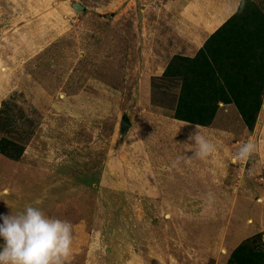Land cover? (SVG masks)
Masks as SVG:
<instances>
[{"label": "rangeland", "instance_id": "obj_1", "mask_svg": "<svg viewBox=\"0 0 264 264\" xmlns=\"http://www.w3.org/2000/svg\"><path fill=\"white\" fill-rule=\"evenodd\" d=\"M186 1L0 0V215L31 205L70 221L71 264H231L248 237V206L263 207L264 99L252 126L233 104L217 103L199 128L215 152L193 159L190 175L184 159L173 166L195 151L194 128L169 109L182 92L184 57L200 51L171 33L173 21L193 18L176 8ZM214 1L211 9L253 3L264 15V0ZM202 4L207 12L210 3L189 0L186 9ZM253 31L233 30L246 51L257 45ZM250 139L256 151L234 163ZM206 169L210 180L195 176ZM189 186L198 209L181 208ZM253 247L264 253L262 235L244 252Z\"/></svg>", "mask_w": 264, "mask_h": 264}, {"label": "trees", "instance_id": "obj_2", "mask_svg": "<svg viewBox=\"0 0 264 264\" xmlns=\"http://www.w3.org/2000/svg\"><path fill=\"white\" fill-rule=\"evenodd\" d=\"M249 5L254 8H249ZM244 24L253 25V32L257 33V45L250 48L251 53L241 48L237 36L233 35V30L244 27ZM209 52L218 70L212 68ZM184 58V81L180 82L182 92L178 95L177 104L169 108L174 111L175 118L208 126L209 116L216 113L217 103L223 101L233 104L244 122L253 125L262 107L264 93V15L255 4L243 3L238 12L206 42L195 59ZM244 74L248 76L247 85L242 82ZM253 240L255 238L251 242ZM249 241L240 245L235 254L237 261L233 260L231 264H252L264 254L254 247L244 252V246Z\"/></svg>", "mask_w": 264, "mask_h": 264}, {"label": "clouds", "instance_id": "obj_3", "mask_svg": "<svg viewBox=\"0 0 264 264\" xmlns=\"http://www.w3.org/2000/svg\"><path fill=\"white\" fill-rule=\"evenodd\" d=\"M194 141L192 156L177 157L173 166L181 159L191 162L204 159L215 152V145L194 128L188 137ZM256 151L250 139L233 155L234 163L247 160ZM39 203V201H37ZM0 264H70L73 256V225L68 220L47 216L43 210L31 205L16 215H0Z\"/></svg>", "mask_w": 264, "mask_h": 264}, {"label": "crops", "instance_id": "obj_4", "mask_svg": "<svg viewBox=\"0 0 264 264\" xmlns=\"http://www.w3.org/2000/svg\"><path fill=\"white\" fill-rule=\"evenodd\" d=\"M187 1H189V0H187ZM187 1L183 2V4H181L180 3L181 0H180V2L177 3L178 5L176 6V8H178L179 11L181 10V14H183L185 11L186 15H184V17L192 16L193 18L191 19V21L189 23H187L185 25L178 24L179 21H177V24H174V21H173V23H172L173 25H171L170 28H172L171 33L173 35H178V37H175V41L184 43V44H186L187 49H195V51H198V50H201L202 48H204L206 42L222 27V25L225 22H227L235 14L236 10H238V8H239V7L235 8V6H234L233 7L234 10H233V8H229L227 1H225L224 2L225 4L218 5V7L216 9H213V8L211 9L210 8L211 0H190L191 3H195V2L196 3L202 2V3H206V4L210 3L209 7H207L208 8L207 12L203 10L206 7L205 4L200 5L198 8H196L195 5L190 6L193 9V12H191L189 9H186ZM215 2H216V0L213 3H215ZM208 11H213V13H208ZM229 11H232L231 14H229V16H227V18H225V16H223L224 12L227 13ZM176 13H178V12H176ZM211 17L213 19H215L214 21L217 24H211V22L209 20ZM184 19H186V18H184ZM262 98L264 99V93L262 95ZM260 111H259V113H260ZM183 122L186 125L191 126L192 128L199 126L196 124L189 123L187 121H183ZM202 127H204V126H199V128H202ZM187 128H188V134L190 135V133H192L194 130L192 129L193 131H190L189 130L190 128L189 127H187ZM193 162H194V160H192L191 162H187V164L185 163L187 165L186 172L188 175L192 174V173H190L191 171H188V170L191 169L192 167H194ZM200 164L201 163H199L198 165H200ZM210 171L211 170H208V169L203 170V171H198L197 175H195V176L201 177V178L203 177V179H205V180H210L211 179L210 176H212ZM188 177L192 180L191 176H188ZM178 178L180 180L182 179L179 177V175H178ZM188 181L191 182L190 180H188ZM167 182L169 185L173 184V186H174V184H175V182L172 180H167ZM204 184H205V181H204ZM203 187L205 190L204 192L207 193V191H209L208 188L205 186H203ZM199 191H200L199 194L203 192V190L201 191V189ZM171 193H173L175 195V189H174V191H171ZM182 193L185 195V198L182 199L181 203H183V205L181 206V208L186 207V209H189L190 205L193 208L196 204H191V202H192L191 199L192 198L195 199V197L192 196L193 193H195V191L191 188V186H189L187 189L184 188ZM195 200H197V199H195ZM257 201L259 203H261L263 207H260L261 206L260 205L259 208H257L258 204H257V206H254V208H251L250 205L248 206V208H249L248 211L250 212L249 216L251 217L247 221L248 224H246V227H245V234H247L248 237L244 238L242 243L246 242L247 240H251L253 238L257 239V236H259V235H262L264 238V222H262L263 221V214H264V199L261 200V198H260V199H257ZM199 202L203 203V201H201V200ZM177 206L178 205L175 204V207H177ZM202 208L208 209L209 206H205ZM193 209H198V208L194 207ZM254 217L258 218V223L256 226L252 227L254 224V219H255ZM243 231H244V229L236 231V234H237L236 236L240 237V234L243 233ZM236 240H237V238H236ZM218 241L220 242L219 245H223V244L227 243L225 240V237L222 235ZM198 242H199V240H198ZM200 242H203L202 236H200ZM219 247L221 248V246H219ZM188 249L189 248H187V250ZM181 250L185 251L184 248ZM187 250H186V252H187ZM192 250L193 249H191L190 251H192ZM207 251H208V248H202L199 253L203 256L205 254V253L203 254V252H207ZM123 256H125V254ZM200 260L201 259L199 258L198 261H200ZM155 261L157 262V260H155ZM153 264H155V263H153ZM263 264H264V262H263Z\"/></svg>", "mask_w": 264, "mask_h": 264}, {"label": "water", "instance_id": "obj_5", "mask_svg": "<svg viewBox=\"0 0 264 264\" xmlns=\"http://www.w3.org/2000/svg\"><path fill=\"white\" fill-rule=\"evenodd\" d=\"M84 6H82L81 4H79V3H77L76 5H75V9H77L78 11H82V10H84ZM130 125V121H129V119H124V121H123V129H126L128 126Z\"/></svg>", "mask_w": 264, "mask_h": 264}]
</instances>
